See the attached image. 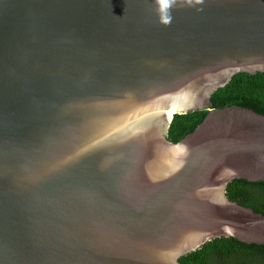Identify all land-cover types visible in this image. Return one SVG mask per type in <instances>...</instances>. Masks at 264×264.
<instances>
[{"label":"water","instance_id":"1","mask_svg":"<svg viewBox=\"0 0 264 264\" xmlns=\"http://www.w3.org/2000/svg\"><path fill=\"white\" fill-rule=\"evenodd\" d=\"M240 72H264V0H0V264L264 243V214L226 195L264 180V115L211 109Z\"/></svg>","mask_w":264,"mask_h":264},{"label":"trees","instance_id":"2","mask_svg":"<svg viewBox=\"0 0 264 264\" xmlns=\"http://www.w3.org/2000/svg\"><path fill=\"white\" fill-rule=\"evenodd\" d=\"M211 109L232 105L251 108L264 115V72H240L211 98ZM208 109L176 114L167 138L178 142L205 119ZM226 195L231 201L264 214V180L238 178L228 184ZM182 264H264V243H247L234 237H220L179 259Z\"/></svg>","mask_w":264,"mask_h":264}]
</instances>
